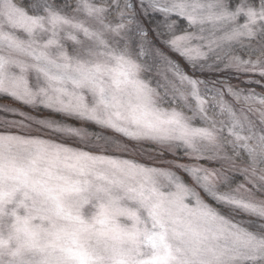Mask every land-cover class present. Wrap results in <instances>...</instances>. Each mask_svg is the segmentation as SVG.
<instances>
[{"label":"snow or ice","instance_id":"snow-or-ice-1","mask_svg":"<svg viewBox=\"0 0 264 264\" xmlns=\"http://www.w3.org/2000/svg\"><path fill=\"white\" fill-rule=\"evenodd\" d=\"M0 264H264V0H0Z\"/></svg>","mask_w":264,"mask_h":264}]
</instances>
